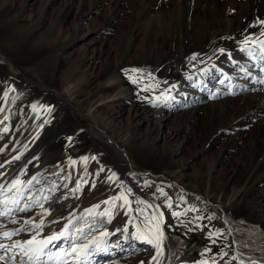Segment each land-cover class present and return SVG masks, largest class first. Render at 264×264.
I'll use <instances>...</instances> for the list:
<instances>
[{"label": "bare ground", "instance_id": "1", "mask_svg": "<svg viewBox=\"0 0 264 264\" xmlns=\"http://www.w3.org/2000/svg\"><path fill=\"white\" fill-rule=\"evenodd\" d=\"M124 1L24 0L19 6L18 0H0L3 12H18L9 23L0 15V264H31L25 249H34L35 240L61 232L64 235L45 249L60 255L51 260L43 256L45 264H223L217 255L202 258L210 245L218 248L221 235L230 242L234 264H264V157L258 167L260 196L251 208L239 194L213 192L216 163L197 176L202 180L198 184L189 177V164H181L179 159L183 135L188 126L198 124L200 116L226 113L227 120L211 146L226 139L237 127L236 121L243 127L252 123L264 127V0H177L175 19L182 20L184 8L185 16L192 13L190 25L198 33L190 35L194 43L190 50L176 41L175 50L170 44L158 47L170 76H161L157 88L162 94L172 93L156 104L140 102L136 82L128 81L120 71L102 83L98 73L90 75V83L96 86L84 91L81 84L63 79L66 59L57 58L53 67L37 62L50 50L47 46L34 49L32 43L39 32L50 31L56 18L61 35L67 37L65 21L90 18L107 3ZM37 4L41 8L34 12ZM88 4L92 7L82 11ZM20 27L31 32L20 34ZM97 32L107 35L111 29L106 23ZM74 44L72 38L65 55L72 56ZM174 57L176 66L170 69ZM99 61L100 57L92 56L84 62L93 70ZM163 70L159 68L158 73ZM193 74L197 78L183 82V77ZM41 109L42 114L36 113ZM46 114L47 123L43 121ZM82 117L92 123L88 130L78 128ZM84 157H92V161L89 173L81 176ZM105 175L108 188L96 203L103 208L88 205L89 196L106 181L102 179ZM147 181L164 183L167 196L182 209L202 212L201 228L172 235L174 225L164 220L162 212L157 214V234L148 229L144 236L138 232L130 211L134 199L129 194L139 196L135 184ZM151 200L153 203L138 199L139 211L148 202L154 212H160L157 197ZM117 201L125 207L120 222L109 212ZM34 225H40L39 229ZM147 235L155 243H149ZM34 237V243L27 245ZM184 241L194 243L190 248L197 245L196 250L175 259L173 249L179 253L176 243ZM85 244L87 249H83ZM252 245L259 257L248 259L240 248ZM193 254L201 259L195 260ZM29 255L35 256V252L29 251Z\"/></svg>", "mask_w": 264, "mask_h": 264}, {"label": "rangeland", "instance_id": "2", "mask_svg": "<svg viewBox=\"0 0 264 264\" xmlns=\"http://www.w3.org/2000/svg\"><path fill=\"white\" fill-rule=\"evenodd\" d=\"M155 1L156 0H126L121 3L110 2L109 4L107 3L104 7L97 9L96 13L90 18H83L81 20L82 16H80L78 22L77 20L70 18L69 20L65 21L63 27V31L67 35V37L61 35L62 30L59 29V26L56 23V21L59 19L56 18V21H54V23L50 27V31L48 33L39 32L37 35L38 37L35 38V40L33 41L34 43H32V48L34 49H38L41 46H47V48L50 50L49 53L42 55L41 58L37 60V62L39 61L44 63L45 61V64L50 63V66L53 67L56 64L57 58L60 60L66 59L68 63L63 70V79L81 84L83 88H86V90L84 91L90 89L93 90L96 86L93 82L90 83V80L93 78L91 77L93 76L92 74L97 75L98 73L99 78L102 80L100 81V83H102L106 82L107 78L114 76L116 73H118V71H120L125 75V78L128 81H136V96L140 102L148 103L150 101H153L156 104L160 100L166 101L167 99H169L172 92H169V95L167 94V92L164 93L165 95L162 94V92H159V89L157 88V83L160 80L161 76H170V74L166 73V66L162 63V56L157 49L163 44H170L175 50L174 43L176 41V43L180 44L182 47H184V45L190 46V50L192 49L194 44L190 39V35L196 32L195 34H193L195 36L198 33V29L196 30L195 28H191L192 26L190 25V20L192 18V13L185 16L184 8L182 20L179 22L175 19L176 11L179 9H175V5L178 3L177 0ZM22 4H24V0H18V5L21 6ZM160 5L162 6V8L160 7ZM3 7L4 3L0 2V15L3 17L4 22L9 23L17 18V11L13 12L12 10L14 9H12L8 10L7 12H3L5 9ZM91 7L92 5L88 4L82 8V11L85 12ZM40 8L41 5L37 4L32 9L34 12H37ZM54 11H56V9H54ZM54 11L53 14H56ZM148 16L151 17L149 18ZM157 17H159V19ZM134 20L136 21V23ZM159 20L162 21L159 22ZM163 22L165 23V26ZM106 23L108 27H110L111 32L109 34L107 33V35H105V32H97V30ZM78 25L81 26V30L77 29ZM177 27L180 30H178ZM90 29L92 30L91 32H89ZM74 30L76 31V33H74L73 35H69V33L73 32ZM17 32L20 34H29L31 31L28 28L20 27ZM55 36L57 37V39ZM72 38L75 39V44L72 48V51H74V53L71 54L72 56H67L65 55L64 49L65 47H67ZM55 53L57 57H54ZM92 56L100 57V65H98V67H95L93 70L91 68H88V66L84 62L86 59H89ZM175 66L176 61L174 57V60L169 67L170 69L171 67L175 69ZM159 68L164 69L160 74L158 73ZM141 76H144V79H142ZM194 76L195 75L193 74L189 77H183V82L186 80V78H197ZM144 89L146 90V92H143ZM150 106L151 104H149L147 108L150 109ZM38 112L42 114V109L41 111L36 110V113ZM220 113H217L214 116H200V118L197 119V125H191L190 127L188 126L187 134L185 133L183 135L182 154H180L179 159L181 160V164H189V177L194 178V180H196L198 184H202V180L197 179V176L206 173V171L210 170L209 167L215 165L214 163H216V170L213 175L217 176L216 179H213V181L216 183L213 185V192L224 193L228 196L239 194L245 200V205H248V208H251L258 203V197L260 196L258 185L261 170H259L258 167L260 159L264 157V127L262 128L260 125H255L256 123H252L249 127H243L241 125V121H236V123H238V128L236 127L234 130L227 133L226 139L218 144L211 146L212 140L220 132L221 126H223L227 120L226 113L223 111H221ZM48 117L49 115L46 114L43 117V121L47 123ZM171 124L172 129L175 130V121H173ZM80 125H78V128L82 130H88L92 127V123L84 117L80 118ZM194 128L196 129L193 130ZM179 142L180 138L178 139L177 144H179ZM70 148L73 147L71 146ZM89 161H92V157L83 158L81 164L82 167L80 170L81 176H86L89 173ZM102 179L106 181H104V183L102 182V187L100 189L95 188V193H92L87 200L88 205L94 207V205L99 202V198L106 194L108 188L106 187L108 176H102ZM135 185L138 186L137 190L140 195L135 196L129 194L130 198L134 199L132 201L133 204L130 211L134 216L135 229L143 236L145 235L144 229L152 231L150 232L152 234H157V232H154L156 231L158 224L157 222L159 221L157 214L160 215V213L162 212L164 214V220L167 223H173L174 225L170 230V234L172 235H179L178 233L180 230L183 231L184 235H187L186 233H189L192 230H199L201 228L202 217H204L202 212L196 211L195 209L193 210L192 208L182 209L179 204H176L177 202L175 203V200L173 198L170 199L169 196H167L168 188H166L164 183L157 181H147L146 184H141L138 182ZM119 193L120 192L116 194V197L119 195ZM152 197H157L158 202H160L159 207L161 211L156 213L157 210H155L154 212L148 202H145L146 208H144L143 211H139L142 207L138 199L141 198V200L150 201L151 203H153V201L151 200ZM98 206L101 209L103 208L101 205ZM124 209V204L121 201H117L112 209L109 208V212L115 216V220L117 222H120L121 218L125 217ZM249 210L250 209H246L245 211L248 212ZM167 219H170V222H168ZM121 224H125V222ZM147 237L151 239L152 242H154V238L152 236L147 235ZM176 244L179 247L180 254L176 253V251L178 250L173 249V251L175 252V259L187 257L189 255L188 253L190 251L194 252L196 250L195 246H197L195 245L193 248H190L194 243L188 241ZM218 245L219 246L217 249L212 248L211 245L209 248H206V251H204L202 258H211L217 255L222 259L223 264H234L233 253L227 236L221 235ZM255 249L256 247L252 245L251 247H242L240 248V251L242 254H244L245 257L248 256V259H253L255 257H259V252L257 249ZM158 251L159 249L157 248V252ZM172 255H174L173 252ZM193 255L195 257V260L201 259V256L199 257L198 254ZM110 260L111 256L106 259V261Z\"/></svg>", "mask_w": 264, "mask_h": 264}, {"label": "snow or ice", "instance_id": "3", "mask_svg": "<svg viewBox=\"0 0 264 264\" xmlns=\"http://www.w3.org/2000/svg\"><path fill=\"white\" fill-rule=\"evenodd\" d=\"M136 71V70H133ZM131 78V77H130ZM133 82L135 83L136 81L133 80ZM27 223L31 224L32 221H27ZM35 227H37V229H39L40 225H34ZM66 231V230H65ZM38 234V233H37ZM9 233H5V236H9ZM64 235L63 232L57 234V233H53L51 235H49L47 238L42 239V240H35V237L33 239L28 240L26 243L27 245H32L34 243L35 240V244L37 245L34 249H25L24 254L29 256V260L31 261V264H45L44 260L42 259L43 256L47 255L48 259L51 260L54 256H59L60 253H52L51 251L49 252H45V249L48 245H50L53 241L60 239V237H62ZM149 243H152V241H148ZM75 244V241H73V245ZM21 248H24V245H19ZM157 247H159V245L157 244ZM83 249H87V245H83ZM73 250H75L73 248ZM29 251L35 252V256L29 255Z\"/></svg>", "mask_w": 264, "mask_h": 264}]
</instances>
